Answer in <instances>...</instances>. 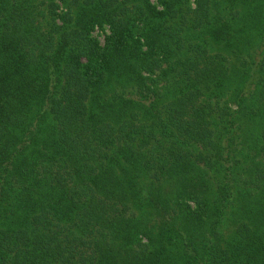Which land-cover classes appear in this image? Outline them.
I'll use <instances>...</instances> for the list:
<instances>
[{
    "label": "trees",
    "instance_id": "1",
    "mask_svg": "<svg viewBox=\"0 0 264 264\" xmlns=\"http://www.w3.org/2000/svg\"><path fill=\"white\" fill-rule=\"evenodd\" d=\"M0 264H264V0H0Z\"/></svg>",
    "mask_w": 264,
    "mask_h": 264
},
{
    "label": "rangeland",
    "instance_id": "2",
    "mask_svg": "<svg viewBox=\"0 0 264 264\" xmlns=\"http://www.w3.org/2000/svg\"><path fill=\"white\" fill-rule=\"evenodd\" d=\"M95 34L99 36V38H100V40H101L102 42L104 41V37H105V35H104V32H103L102 30H99V29H98V30L95 32Z\"/></svg>",
    "mask_w": 264,
    "mask_h": 264
}]
</instances>
